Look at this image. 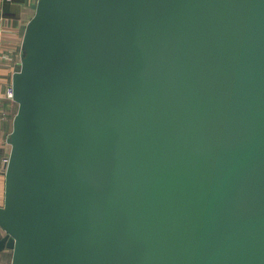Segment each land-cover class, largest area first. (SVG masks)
<instances>
[{
	"label": "water",
	"instance_id": "1",
	"mask_svg": "<svg viewBox=\"0 0 264 264\" xmlns=\"http://www.w3.org/2000/svg\"><path fill=\"white\" fill-rule=\"evenodd\" d=\"M33 6L0 252L264 264V0Z\"/></svg>",
	"mask_w": 264,
	"mask_h": 264
},
{
	"label": "crops",
	"instance_id": "2",
	"mask_svg": "<svg viewBox=\"0 0 264 264\" xmlns=\"http://www.w3.org/2000/svg\"><path fill=\"white\" fill-rule=\"evenodd\" d=\"M37 0H0V153H9L8 136L13 128L17 103L7 97L13 75L20 69L22 42L27 25L35 14ZM1 154V155H2ZM5 170L0 157V206L4 203ZM0 227V237L4 235ZM12 251L0 252V264H11Z\"/></svg>",
	"mask_w": 264,
	"mask_h": 264
},
{
	"label": "built area",
	"instance_id": "3",
	"mask_svg": "<svg viewBox=\"0 0 264 264\" xmlns=\"http://www.w3.org/2000/svg\"><path fill=\"white\" fill-rule=\"evenodd\" d=\"M6 95H7L8 98L13 99V86H12V84L8 86L7 91H6ZM1 154L2 153H0V157H1L4 165L6 166L7 163H8L9 153L2 154V155Z\"/></svg>",
	"mask_w": 264,
	"mask_h": 264
}]
</instances>
